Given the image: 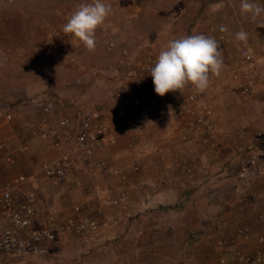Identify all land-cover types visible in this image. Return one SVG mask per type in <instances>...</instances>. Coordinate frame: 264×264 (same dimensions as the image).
I'll use <instances>...</instances> for the list:
<instances>
[{
  "label": "rangeland",
  "instance_id": "obj_1",
  "mask_svg": "<svg viewBox=\"0 0 264 264\" xmlns=\"http://www.w3.org/2000/svg\"><path fill=\"white\" fill-rule=\"evenodd\" d=\"M92 2L0 0V196L9 178L39 168L32 161L68 157L70 187L34 180L42 215L100 223L98 236L69 235L43 261L9 264H253L248 259L264 253V13L242 15L241 0H106L112 11L89 51L62 26ZM239 31L247 41L236 39ZM193 34L217 40L220 74L210 73L204 91L187 84L159 96L150 76L159 52ZM65 120L109 127L117 143L97 150L94 160L108 162L94 164L100 173L55 138ZM105 186L116 205L86 199ZM161 186L168 195L158 202ZM123 188L132 206L118 213L124 224L102 225L99 209L113 217ZM143 196L153 201L142 205ZM69 197L68 213L60 214ZM89 204L97 206L91 213ZM96 245L105 258L93 257Z\"/></svg>",
  "mask_w": 264,
  "mask_h": 264
},
{
  "label": "built area",
  "instance_id": "obj_2",
  "mask_svg": "<svg viewBox=\"0 0 264 264\" xmlns=\"http://www.w3.org/2000/svg\"><path fill=\"white\" fill-rule=\"evenodd\" d=\"M245 55L250 59L247 52ZM61 125L63 127L61 130L53 131L55 138L69 143L77 150L76 152L82 153L78 157L89 161L90 164L99 148L103 149L108 144L117 143L111 133L107 134L109 127L102 123L94 125L90 120L69 123V120H65ZM59 144L57 142L55 145ZM104 165L105 162H102L99 167L102 168ZM36 167L39 168H35L30 176L21 174L9 178L0 196V264H9L21 258L23 261L44 260L50 247L69 235L83 238L98 236L100 226L89 216L83 215L79 219L62 217L58 220L59 218L50 219L42 215L45 199L36 193L33 187L34 180L37 176H47L54 188L59 185L70 187L75 181V171L70 169L68 157L62 156L55 162H43ZM113 203L116 205L118 202L115 200ZM74 209L80 212L84 208L76 206ZM263 260L264 253L260 252L252 260L248 259V262L256 264Z\"/></svg>",
  "mask_w": 264,
  "mask_h": 264
},
{
  "label": "clouds",
  "instance_id": "obj_3",
  "mask_svg": "<svg viewBox=\"0 0 264 264\" xmlns=\"http://www.w3.org/2000/svg\"><path fill=\"white\" fill-rule=\"evenodd\" d=\"M240 7L242 15L253 19L264 13V7H261L256 0H241ZM111 11V5L106 0H94L92 3L81 4L70 15L62 26V30L66 34H72L89 51H92L96 46L95 31L104 23ZM220 31L225 32L227 28L221 26ZM236 39L247 41L248 34L245 31H239L236 33ZM223 63L220 45L215 38L204 34H193L169 40L150 69L154 91L163 97L168 92L181 91L187 84L204 91L209 86L210 73L219 75ZM98 161L102 164L100 159L96 158L89 166L100 173V170L94 167ZM43 162L32 161V164H36L33 168ZM108 198L110 200L109 196ZM113 202V200L109 201L110 204L115 205Z\"/></svg>",
  "mask_w": 264,
  "mask_h": 264
},
{
  "label": "crops",
  "instance_id": "obj_4",
  "mask_svg": "<svg viewBox=\"0 0 264 264\" xmlns=\"http://www.w3.org/2000/svg\"><path fill=\"white\" fill-rule=\"evenodd\" d=\"M158 151V150H157ZM162 152V151H161ZM156 155H158L157 153H156ZM126 156V153H124V152H121V154L118 156V158H119V160L122 162H124V159L126 158L125 157ZM162 156H164L163 154H159V156H158V161H159V163H158V165H157V167L159 168L158 169V174H159V176H161V175H165V171H164V169H163V167H162V165H163V161L160 159ZM156 157V156H155ZM157 159V158H156ZM123 164V163H122ZM162 164V165H161ZM161 168H160V167ZM190 166V165H189ZM187 169V166L185 167V170ZM124 170V169H123ZM121 171L122 172V175H124V171ZM148 176H151V175H148ZM111 179H113L114 177L112 176H109ZM122 177H125V176H122ZM143 177V176H142ZM123 179H125V178H123ZM142 180H143V182L145 183V178H142ZM157 181H160V177H159V180H157ZM153 181H152V179L149 181V183H152ZM148 183V182H147ZM126 184V186L125 187H128V185H127V182L125 183ZM124 184V185H125ZM157 186V184L154 186V187H156ZM165 187V186H164ZM164 187H160V189H158L157 191H156V193H155V201H158L159 202V200H162L163 198H164V195H168V192H166L167 190H166V188H164ZM130 188V187H129ZM128 188V189H129ZM127 188L126 189H120V191L119 192H117L116 194H118V196H121V198H120V206H118L117 207V209L115 210L116 212L114 213V216L113 217H111V215L112 214H110V210H100L99 209V212H102L103 214H104V216H105V218H102V220H103V223H101L102 225H107L106 223H110L111 225H113V226H118L119 224H124V222H123V219L124 218H122V217H120V215H118V213L119 212H121L123 209H127L128 211H129V209H130V207H132L131 206V203H129L128 202V194L126 193V191L128 190ZM130 190H131V188H130ZM112 192V191H110V190H108V188L105 186V188H101V189H98V193H97V196L96 197H94L95 199H98L97 201L99 202V201H102L103 199H105L106 197H108L107 195H106V192ZM136 192H138V193H136ZM140 193H143V191L142 190H139V191H137V190H135L134 192H133V194H132V197L134 196V194H136L138 197H140ZM85 195H88V194H85ZM87 197H89V198H86V199H92V198H90V196H87ZM144 197V196H143ZM153 199V197H149V199L147 198V196H145L144 197V199H143V201L141 202V204L143 205L144 203H145V205H147V203H149V201H151ZM68 200V201H67ZM67 200H64V201H62L61 203H62V207L60 208V214H64V215H66L67 213H68V211H69V203L71 202V201H73L74 199H73V197H69ZM69 200H71V201H69ZM153 201V200H152ZM103 203V202H102ZM95 204V203H94ZM140 204V205H141ZM88 208H85V209H89L88 210V212L87 213H89L90 211H92L91 209H94V208H97V206H94V205H91V204H89V206H87ZM114 212V211H113ZM91 213V212H90ZM94 213V212H93ZM119 214H121L122 215V213H119ZM63 216V215H62ZM126 223V222H125ZM100 224V223H99ZM127 224V223H126ZM100 241V240H99ZM98 240H97V242H99ZM59 243H61V241H59ZM74 243V242H73ZM72 243V244H73ZM101 246H103V245H96L94 248H95V250L93 251V257H96V258H100V255H101V257L102 258H105L106 257V255H104L103 254V249H104V247H101ZM97 254H100V255H98L97 256ZM90 259H91V255L90 256H88ZM95 258V259H96ZM43 261V260H42Z\"/></svg>",
  "mask_w": 264,
  "mask_h": 264
},
{
  "label": "bare ground",
  "instance_id": "obj_5",
  "mask_svg": "<svg viewBox=\"0 0 264 264\" xmlns=\"http://www.w3.org/2000/svg\"><path fill=\"white\" fill-rule=\"evenodd\" d=\"M90 196H92V197H96L97 196V193H90Z\"/></svg>",
  "mask_w": 264,
  "mask_h": 264
}]
</instances>
